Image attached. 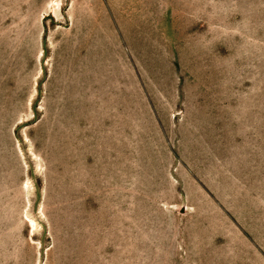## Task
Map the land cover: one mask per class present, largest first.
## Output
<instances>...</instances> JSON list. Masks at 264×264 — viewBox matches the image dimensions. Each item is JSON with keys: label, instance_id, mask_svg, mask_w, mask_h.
Returning <instances> with one entry per match:
<instances>
[{"label": "rangeland", "instance_id": "rangeland-1", "mask_svg": "<svg viewBox=\"0 0 264 264\" xmlns=\"http://www.w3.org/2000/svg\"><path fill=\"white\" fill-rule=\"evenodd\" d=\"M0 264H264V0H0Z\"/></svg>", "mask_w": 264, "mask_h": 264}]
</instances>
